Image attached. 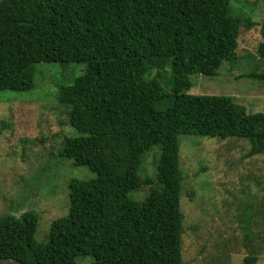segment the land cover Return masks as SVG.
I'll return each instance as SVG.
<instances>
[{
	"label": "trees",
	"instance_id": "obj_1",
	"mask_svg": "<svg viewBox=\"0 0 264 264\" xmlns=\"http://www.w3.org/2000/svg\"><path fill=\"white\" fill-rule=\"evenodd\" d=\"M244 7L231 0H0V92L33 90L37 64L82 65V75L58 88L76 133L59 156L95 174L69 182L68 214L50 225L45 242L35 239V211L1 217L0 259L183 264L179 136L243 139L246 156L264 154V113H248L231 97L185 93L191 77H215L236 59L242 28L254 27ZM257 55L264 60V41ZM244 77L264 82V73ZM155 146L156 188L138 175ZM142 187H149L144 200H132ZM257 262L252 253L240 264Z\"/></svg>",
	"mask_w": 264,
	"mask_h": 264
},
{
	"label": "rangeland",
	"instance_id": "obj_2",
	"mask_svg": "<svg viewBox=\"0 0 264 264\" xmlns=\"http://www.w3.org/2000/svg\"><path fill=\"white\" fill-rule=\"evenodd\" d=\"M231 1L244 4L254 27L242 28L234 61L224 63L215 77H191L194 86L185 93L231 97L248 113H264V82L244 77L264 73V60L257 55L264 41V0ZM83 69L76 64H37L33 90L0 92V218L35 211L37 242H45L50 225L67 216L69 182L95 178L88 168H74L59 156L64 139L76 133L68 125V108L57 100L58 88L71 85ZM168 77L163 73L162 81ZM178 139L182 263L240 264L256 253L257 264H264V154L246 156L249 143L243 139ZM159 156V147H153L138 170L154 188ZM148 190L142 187L130 198L142 202Z\"/></svg>",
	"mask_w": 264,
	"mask_h": 264
},
{
	"label": "water",
	"instance_id": "obj_3",
	"mask_svg": "<svg viewBox=\"0 0 264 264\" xmlns=\"http://www.w3.org/2000/svg\"><path fill=\"white\" fill-rule=\"evenodd\" d=\"M0 264H23L15 259L12 260H5V259H0Z\"/></svg>",
	"mask_w": 264,
	"mask_h": 264
}]
</instances>
